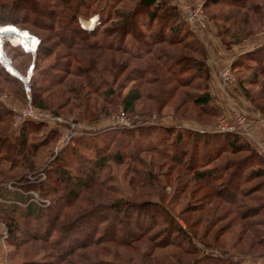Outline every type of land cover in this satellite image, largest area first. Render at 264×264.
I'll return each mask as SVG.
<instances>
[{"label": "trees", "instance_id": "16d2710c", "mask_svg": "<svg viewBox=\"0 0 264 264\" xmlns=\"http://www.w3.org/2000/svg\"><path fill=\"white\" fill-rule=\"evenodd\" d=\"M122 1L0 0V25L20 30L28 27L27 30L37 36L31 61L33 71L37 62L55 55L51 64L37 71L40 78L46 76L43 79L46 86H60L66 77L74 76L81 79L83 86L92 87L94 84L95 87L87 91L100 90L101 94H111V87H102L107 86L102 73L113 76L122 71L124 78L120 86L130 84L119 100L124 113H132L136 104L151 106L155 103L151 109L160 116V110L176 100L173 105L176 111L182 107L187 111L191 107L208 117L218 118V107L208 85L205 49L187 27L178 7L171 0H125L128 7H124ZM92 4L97 6L89 12ZM258 4L253 0L205 1V6L210 8L228 9L226 13L217 11L209 15L224 48L239 43L252 36L254 30L264 27L263 8ZM91 14H97V23L86 28L83 24ZM10 40L20 41V38ZM5 44L9 43L3 41V52ZM19 45L21 43H16L13 47L30 55ZM177 45L189 54L177 51ZM120 55L126 57L121 58ZM97 62L107 64V67L102 64L101 71L97 70L94 67ZM82 64L84 68H81ZM248 67L252 71L243 75L249 76L237 78V85L243 92L244 82L252 83L258 76L264 78V41L242 51L229 63L230 69L246 71ZM33 71L29 77L32 92L39 88L32 80ZM18 73L24 75L23 71ZM1 75L16 81L23 90L21 81L0 66ZM166 83H172V86L161 90L162 101L159 96L154 99L150 91L141 92L145 85L163 86ZM78 86L81 83L70 86V91L79 92ZM144 98L146 103L141 101ZM31 102L38 104L34 102V92ZM9 115V107L0 101V125ZM171 116L174 125L141 124L117 130L132 141L156 135L167 142V147L160 151L168 155L170 164L179 169L175 174V179L182 178L177 181L179 186L189 185L191 192L201 191L197 198L200 203L192 206L191 211H199L208 202L212 220L219 215L216 218L218 223L230 216L228 221L217 227V231L226 232L231 221L240 232L255 230L260 242H264V198L260 197L262 193L264 196V157L240 135L182 127L178 125L183 123L180 115L173 113ZM42 125L40 121L24 120L11 140L6 133L0 132V155H4L3 159L12 157L9 163H20L26 157L25 153L21 154L26 147L25 129L32 131ZM49 132L56 130L50 129ZM135 155L136 151L126 159L135 158ZM122 157L121 152H113L107 146L96 147L92 158L76 161L75 173L71 174L66 166L68 160L64 157V150H60L47 164L44 170L46 178L37 183V189L49 199V204L39 207L26 203L24 212L11 208L9 214L4 215L7 244L18 246L24 236V240L42 242L40 248L49 250L46 254L49 259L28 260L26 264H162L163 259L158 261L156 251L175 247L191 253L192 249H181V243L193 245L195 234L184 219L185 228L164 210L159 197L141 200L119 194L116 197L117 192L110 184L112 175L104 170L108 160H120ZM136 171L140 172L133 170ZM3 174L4 171L0 172V186L4 184ZM143 177L148 184L155 181L150 169L143 173ZM151 178L153 180H149ZM93 191H96L98 199L88 196L94 194ZM106 193L115 196L108 198ZM99 199L109 200L96 201ZM250 202L253 204H247ZM69 209H75V212L71 213ZM215 224L213 222L212 225ZM204 246L209 250L213 248L208 244ZM229 255L205 252L197 257L194 264H259L233 261Z\"/></svg>", "mask_w": 264, "mask_h": 264}, {"label": "rangeland", "instance_id": "374dc122", "mask_svg": "<svg viewBox=\"0 0 264 264\" xmlns=\"http://www.w3.org/2000/svg\"><path fill=\"white\" fill-rule=\"evenodd\" d=\"M205 1L206 0H199V9L204 17L203 27L192 29L187 25L197 36L203 31H208L209 27L211 28L212 25L215 27L209 18L210 12L217 13L218 11V13H226L228 10L225 7L220 9L217 7L210 8L205 6ZM253 1L260 4L264 13V0ZM182 3L188 5L192 4V2H187V0L179 1V4ZM122 4H124V7H128L125 0L122 1ZM95 6H97V4H92L89 8V12H91ZM177 7L181 16L184 18L179 6ZM78 21L81 23V19H78ZM90 21H92L91 26H88V22ZM95 23H97V14H91L88 17V21L84 23L83 26L91 28ZM0 27L10 29L13 32L24 31L10 25L9 27L0 25ZM25 28L29 29L28 27ZM27 29L26 31L29 35L28 43L32 46V48L27 49V51L33 52L38 38ZM3 37H5L2 39L3 41L11 39L6 36ZM10 41L11 43L7 41L9 44H5L4 53L10 60L11 65L15 68L8 66L9 64L5 62L1 51L0 56L3 62L7 64L12 74L19 75V71L25 73L27 66L32 64L33 53H30V55L20 53L18 48L13 47V45L21 43V40ZM262 41H264L263 26L259 30H254L253 35L250 36L249 39L245 38L239 43L233 44V46L231 45L230 48L234 47L236 51L241 49L246 50ZM21 45L23 46L22 43ZM130 45L131 42L128 41V46ZM176 49L183 54H189V52L181 48L180 45H177ZM54 56L55 55H52L46 60L37 62V68H35L34 71L31 69V71L35 72L32 80L35 84L39 85V88L33 91L34 102H38V104L36 103L33 105L31 102V94H33L32 86L28 96H26L23 94V90H20L16 81L10 80L2 75L0 76V95H4V98L0 97V101L4 102L10 109V115L5 117L0 125L1 133H6L10 140L12 136L17 133L23 121L17 124V126L13 124L16 119L14 110L27 108L29 106L32 109L38 110L43 115V119L39 120L43 123L41 127L32 129V131L25 129L26 147L24 146L21 154L25 153L26 157L21 160L20 163L17 162L15 164L11 161V164L9 163V159L12 157L4 160L2 157L4 155H0V172L2 173V171H4V184L0 186V264H26L28 260L40 261L43 258L49 259L46 257L49 250L45 247L40 248L43 243L37 240H24L25 237L22 236V238L19 237L21 241H17L20 243L18 246H9L6 242L7 231L4 215H8L11 208L19 212H24L25 208H27V204H32L33 206L37 205L39 207H45L49 204V199L41 195L37 189V183L46 178L44 170L47 164H49V161L58 154L60 150H64V157L68 160L66 166L68 167V171L72 174L76 161L81 162L88 157L92 158L96 147L102 146H107L109 150L113 152L118 151L123 154L120 160H108L107 168L104 170L112 175L113 180L110 184L117 192V194H115L116 197L118 194L122 197L134 200L146 198L157 199L159 197L158 200L161 202L160 204L164 207V210L169 213L171 217H174L183 228H185V223L182 221V219H184L186 224L190 227V230L195 234L192 240L193 245L186 244L185 242L181 243V249H192L191 253H184L175 247H167L163 250L156 251L155 255L158 261L159 258L160 260L163 259V262L161 261L162 264H194L197 257L205 252L217 255H229L232 253L229 255V259L233 261L241 260L244 263L254 262L264 264V242H260V237L255 234V230L250 231L244 228L245 230L240 232L237 227L232 226L233 223L230 221V225H228L229 227L226 232L217 231V227L223 224V222L228 221L230 216L226 219L223 218L222 221L218 223L216 220L219 215L212 220L209 218L210 210L208 208L210 204H208V202H206L204 206L202 204L203 207L199 211H191L192 206H196L200 203L199 200L197 201V198L200 196L201 191L195 190L191 192L189 185L179 186L177 181L182 180V178H178V180L175 179V174L178 169L177 166L171 165L167 157L168 155L162 154L160 151L162 147H167V142L162 140L159 136L156 137V135L148 139L144 137L135 138L132 141L129 136L117 130L141 124H158L161 126L174 125L175 123L172 122L170 117H172L171 115L173 113H177L183 119V123H178V125L182 127L214 131L220 120H230L232 113L238 110L243 113L245 117L254 120V125L248 131L250 133V140H248V142L250 143L251 141L252 144H250L253 145L256 142H261L259 138H257L259 140H253V130L255 128L264 129V78L258 76L256 81L252 83L250 81L244 82L242 84V88L244 89L243 92L240 89L241 86L237 85V78L249 76L243 74H246L251 68L248 67L246 71H241L230 69L229 64H226L218 71L219 86L215 87L217 95L220 96L219 99L216 97L215 93L216 100H214V102L218 107V118L210 115L208 117L202 113V111L191 107H189L187 111L184 110V107L176 111L173 107L176 103V100H174V103L171 101V105L167 104L160 110V116H157L155 111L151 109V106H155V103L151 106H147V104L144 106L136 104L132 113H124L125 121L120 123L116 122L117 120L115 118L117 113L120 111L124 112L119 101L120 96L130 85L128 83L126 86H120L124 78V75L121 73L122 71L113 76L102 73L103 77L107 80V86L102 87L106 89L111 87L113 90L111 94H101L100 90L97 92L93 90L87 91L88 88H94V84L92 87L83 86L81 79L74 76L66 77L65 82L60 86H46V81L43 80L46 76L40 78L37 71L51 64L54 61ZM119 57L125 58L126 56L120 55ZM115 62H117V60H115ZM132 63H135V61H132ZM102 64L103 63L97 62L94 67H96L97 70H100V67L103 65L107 67V64ZM249 64H254V62H249ZM73 66H75V63ZM82 66L81 68H84V64H82ZM16 68L19 70L18 72ZM221 72L226 75L225 80H223L220 74ZM79 83H81V86H78L79 92H71L70 86H75ZM110 84L112 86H110ZM169 86H172V83H166L163 86H158V84H150V86L145 85L142 87L141 92L145 94L146 91H150L154 99L159 96V100L162 101L164 98L161 95V90L168 89L170 88ZM103 88L101 90H103ZM144 100L145 98L141 99L143 103H146ZM39 102H41V104H39ZM139 113L144 115H139ZM71 124H74L75 127ZM50 129H54L56 132L50 133ZM68 131L73 133V135L70 139L65 141L64 133ZM171 136L172 135L167 138L170 139ZM242 137L246 139L245 136ZM152 146H154V148H151ZM135 151V158L126 159L127 155ZM28 164L31 165L27 166ZM137 169L140 172H133V170ZM149 169L155 181L149 182L148 184L144 182L143 173ZM155 177H157V179ZM149 180L153 179L151 178ZM95 192L91 195L88 194V196L93 199H98ZM115 195H108V198L114 197ZM260 197L262 199L264 198L263 193ZM43 200L47 202L45 203ZM107 200L109 199H99L96 201ZM210 203H213V199H210ZM247 204H253V202ZM68 211L72 213L75 212V209H69ZM213 222L216 224L212 225ZM259 230L260 229H258V231ZM13 240L15 239H12V241ZM206 244L213 248L211 250L205 248L204 245ZM175 261H177V263H175Z\"/></svg>", "mask_w": 264, "mask_h": 264}, {"label": "built area", "instance_id": "2783aa9c", "mask_svg": "<svg viewBox=\"0 0 264 264\" xmlns=\"http://www.w3.org/2000/svg\"><path fill=\"white\" fill-rule=\"evenodd\" d=\"M199 5H200L199 0L194 1L192 4H189V5L188 4L179 5V8L183 13V16H184V19L187 25L192 29L197 28V27H203L204 25V17L201 13V10L199 9ZM3 38L5 37L3 36L1 37L0 51L3 54V58L5 62L9 64L8 66H11L10 60L5 56L3 49H2V44H3L2 39ZM6 41L10 42L8 39ZM37 42H36V45H37ZM33 52H29V53H33ZM6 63L0 61V66L3 68V70L17 77L21 81L23 92L26 96H28L29 91H30L29 77L31 75L32 64H29L27 66L24 75H20V74L16 75V74H12L8 70ZM220 74L223 77V80H225L226 75L223 72H221ZM0 97L4 98V95L3 96L0 95ZM14 112H15L16 119L13 124L16 126L17 124L21 123L24 120L39 121L43 119V115L38 110L32 109L29 106L27 108L14 110ZM115 118L117 120L116 122L123 123L125 121L124 112L120 111L119 113L116 114ZM71 125L75 127L74 124H71ZM253 125H254L253 119L247 118L244 116L243 113L239 112L238 110H235L232 113V117L230 118V120H226V119L220 120L214 131H226V132L234 133L240 136H245L247 140H250V133L248 131L250 130V128H252ZM72 135L73 133H71L70 131L64 133V140L67 141L68 139H70ZM252 146L254 147V149L259 155L264 156V144L262 142H256ZM43 202L46 203L47 201L43 200Z\"/></svg>", "mask_w": 264, "mask_h": 264}, {"label": "crops", "instance_id": "0c3cea01", "mask_svg": "<svg viewBox=\"0 0 264 264\" xmlns=\"http://www.w3.org/2000/svg\"><path fill=\"white\" fill-rule=\"evenodd\" d=\"M179 1H183V0H171V2L176 6L180 5ZM187 2L193 3L194 0H187ZM197 38L203 45L206 53L207 65L209 67L208 85L210 86V90H211L210 94L213 97V100H216V97L220 99V96L217 95L215 88L216 86H219V80L217 76L218 71L221 70V68L226 64H229L232 59H234L239 53H241L244 50L241 49L239 51H236V48L234 47L233 48L229 47L228 49L224 48L219 41V38L215 31V27L213 25L211 26V28L209 27L208 31L201 32L197 36ZM215 93H216V97H215ZM253 132H254L252 136L253 140L261 139V142L262 141L264 142V129L255 128Z\"/></svg>", "mask_w": 264, "mask_h": 264}, {"label": "bare ground", "instance_id": "6f19581e", "mask_svg": "<svg viewBox=\"0 0 264 264\" xmlns=\"http://www.w3.org/2000/svg\"><path fill=\"white\" fill-rule=\"evenodd\" d=\"M91 23H92V21H90V22H88V26H91ZM2 36H6V37H8L9 39L10 38H15V37H19L20 38V42L23 44V46L22 45H20L23 49H25L26 51H27V47H30V48H32V46L28 43V37H29V35H28V32L27 31H16V32H13L12 30H10V29H5V28H2V27H0V43H1V37ZM33 38H35V37H33ZM30 39H31V37H30ZM37 40V39H36ZM10 41V40H9ZM10 43H11V41H10ZM26 47V48H25ZM0 61L1 62H3V60H2V58L0 57ZM7 68H8V66H7ZM9 71H10V69H8ZM11 72V71H10ZM12 73V72H11Z\"/></svg>", "mask_w": 264, "mask_h": 264}, {"label": "water", "instance_id": "95a60500", "mask_svg": "<svg viewBox=\"0 0 264 264\" xmlns=\"http://www.w3.org/2000/svg\"><path fill=\"white\" fill-rule=\"evenodd\" d=\"M24 31H26V30H24Z\"/></svg>", "mask_w": 264, "mask_h": 264}]
</instances>
